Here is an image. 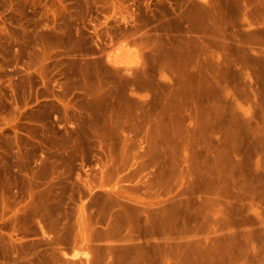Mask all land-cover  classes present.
<instances>
[{
    "label": "rangeland",
    "instance_id": "obj_1",
    "mask_svg": "<svg viewBox=\"0 0 264 264\" xmlns=\"http://www.w3.org/2000/svg\"><path fill=\"white\" fill-rule=\"evenodd\" d=\"M0 264H264V0H0Z\"/></svg>",
    "mask_w": 264,
    "mask_h": 264
}]
</instances>
